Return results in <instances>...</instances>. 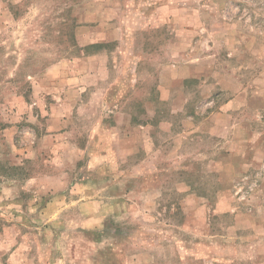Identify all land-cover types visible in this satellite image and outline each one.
<instances>
[{
	"label": "rangeland",
	"instance_id": "obj_1",
	"mask_svg": "<svg viewBox=\"0 0 264 264\" xmlns=\"http://www.w3.org/2000/svg\"><path fill=\"white\" fill-rule=\"evenodd\" d=\"M0 264H264V0H0Z\"/></svg>",
	"mask_w": 264,
	"mask_h": 264
}]
</instances>
